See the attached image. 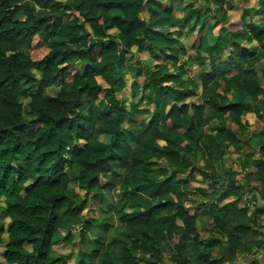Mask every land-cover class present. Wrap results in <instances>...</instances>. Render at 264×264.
<instances>
[{"label":"trees","instance_id":"1","mask_svg":"<svg viewBox=\"0 0 264 264\" xmlns=\"http://www.w3.org/2000/svg\"><path fill=\"white\" fill-rule=\"evenodd\" d=\"M253 1L231 30L240 0H0L7 264H70L59 244L74 246L71 264H232L263 246L264 129L241 119L264 115V0ZM196 174L212 189L205 239L189 211ZM225 243L227 258L212 255Z\"/></svg>","mask_w":264,"mask_h":264},{"label":"crops","instance_id":"2","mask_svg":"<svg viewBox=\"0 0 264 264\" xmlns=\"http://www.w3.org/2000/svg\"><path fill=\"white\" fill-rule=\"evenodd\" d=\"M162 1H166V0H162ZM236 4V3H235ZM236 6H237V4H236ZM252 6V5H251ZM234 8H236V7H234ZM240 10H242V8L243 7H238ZM233 10V9H232ZM232 10H230V11H232ZM229 11V12H230ZM176 13H180V12H176ZM143 15H145L146 17H147V14L144 12L143 13ZM178 15H181V14H178ZM241 15V14H240ZM228 17H229V13H228ZM209 18H211V17H209ZM226 24H224V26H225ZM196 32V30H194L193 32H191L190 34H189V36L191 35V34H193V33H195ZM197 34V33H196ZM186 36H188V35H186ZM185 36V37H186ZM183 39V41L185 40L184 38H182ZM185 43V42H184ZM204 53V55H205V52H202V54ZM262 112H264V110H262ZM261 114V116L259 117V118H257L256 116H255V114L254 113H245L244 114V116H242V121L243 122H246L247 124H248V128H249V130H258V129H264V115H262V113H260ZM229 152H231V151H229ZM231 153H233V152H231ZM234 154V153H233ZM236 155V157H237V154H235ZM258 154L257 153H255L252 157H251V160H253V159H256L258 156H257ZM236 157H235V159H236ZM234 159V161H233V164L232 165H227V163H226V165L227 166H231L232 168H234V169H236L237 167H238V165H237V163H236V160ZM247 168V170L246 171H250V170H255V168L253 167V166H248V167H246ZM245 174V173H244ZM196 176H198L199 177V179H197V177ZM196 176H195V182L197 181V182H199L200 184L199 185H197V186H195V187H199L201 190L200 191H198L197 192V195L198 196H196V202L197 203H190L189 204V211H190V213H194V212H196V213H198V214H200V215H198V218H197V220L199 219V225L197 226L198 227V230H199V226L201 227V226H204V227H208L209 225L207 224V222H203L202 221V219H201V217H206V218H208V216L207 215H205V214H203V210H204V204H205V198H203V196H204V194H206L207 192H212V189H210V188H207V183H208V181H206V180H203L202 179V177L201 176H199V174H196ZM204 184V185H203ZM252 184H255V183H253L252 182ZM229 200H231V196H229V197H227V198H225L222 202H221V204L220 205H222V204H224V203H226V202H228ZM255 202V201H254ZM254 202H250L249 203V210H253V203ZM257 203H260L261 205H264V200H259V201H257ZM208 219H210V218H208ZM259 219H261V218H259ZM262 220V223H261V226L263 227V228H261L259 231L261 232V234L264 236V217L261 219ZM209 224H210V231H211V223H210V221H209ZM211 233V232H210ZM209 235V232L207 233V236ZM206 236V237H207ZM206 237H202L201 236V238L202 239H205ZM264 238V237H263ZM224 240L226 241V238H224ZM1 248V254H2V247H0ZM221 251H222V247L219 249L218 247H215V248H213V249H211V253H212V255H214V256H216L217 254H218V252H220V255H219V258L218 259H220L221 258ZM243 258H241V257H239L238 259H236L232 264H264V244H263V246L260 248V249H253V251L249 254V255H241ZM2 257H3V255H2ZM217 257V256H216ZM225 264H227V263H225Z\"/></svg>","mask_w":264,"mask_h":264},{"label":"rangeland","instance_id":"3","mask_svg":"<svg viewBox=\"0 0 264 264\" xmlns=\"http://www.w3.org/2000/svg\"><path fill=\"white\" fill-rule=\"evenodd\" d=\"M241 1V3L240 4H238L237 6H236V8H233V10L232 11H230L229 12V17H228V20H227V22L225 23L226 25H225V27H227V28H229V29H231V30H235V29H238L239 27H240V14H241V10L238 8L239 6H241V7H251V5H253V3H254V1L253 0H240ZM177 15L178 14H180V13H176ZM141 17L142 18H144V19H146V16L145 15H143V13L141 14ZM263 20H264V17H263ZM209 24L210 25H212V22L209 20ZM215 32H216V30H215ZM197 33V31L195 32V33H193V34H191L190 36L188 35V36H186V37H183L185 40H184V42H185V45L188 47V53L189 54H192L193 53V50H191V49H189V46L190 45H192L193 44V41H195L196 39H197V37H198V35L196 34ZM39 39L37 38V37H35L34 38V40H33V43L35 44L37 41H38ZM37 44V43H36ZM34 47H36V46H34ZM41 51L42 50H39V51H37L35 54H36V57H38V55H40L41 54ZM203 55H204V53H203ZM137 57H139L140 59H145V58H148V55H147V53H145V52H141V53H139L138 55H137ZM182 58H184V57H182ZM263 63H264V60H262V61H259L258 62V64H257V66H258V69H257V73H258V76H259V79H260V83H261V85H262V87L264 88V66H263ZM197 68V63H196V61L193 59V61H192V63H191V66H190V68H188V70H187V74L186 75H190V74H193L195 71V69ZM126 81L127 82H129L130 81V79L129 78H127L126 79ZM119 94V93H118ZM244 116V115H243ZM100 139H103L101 136L99 137ZM225 162L227 163V165H232L233 164V161H234V159H235V157H236V155L235 154H233V153H231V152H229L228 154H226L225 156ZM243 172H240V174L239 175H237V177H239V178H241L242 176H243ZM197 177V179H199V177L198 176H196ZM192 185H194V186H197V185H199L200 183L199 182H192L191 183ZM204 185V184H203ZM76 190V189H75ZM78 192H79V194H80V196H82V194H83V192L82 191H79L78 190ZM106 194H109L108 192H105ZM101 202H102V200H101ZM94 206V209H95V204L93 205ZM93 206L92 207H88L86 210H84L83 212L84 213H86V214H90V213H92L93 211H94V209H93ZM251 210H249V212H250ZM201 219H202V221L203 222H207V224L209 225L208 227H204V226H199V233H200V236H202V237H206L207 236V233L209 232H211L210 231V224H209V221H210V219H208V218H206V217H201ZM199 225V219L197 220V226ZM5 236V235H4ZM176 240V239H175ZM174 240V241H175ZM54 248L56 249V252L57 253H59V252H61V253H65V254H68V262H70V264L71 263H73V256L75 255L74 253H75V248H74V246H72V245H70V244H59V245H56V246H54ZM0 264H7L6 262H5V259L2 257V254H1V248H0Z\"/></svg>","mask_w":264,"mask_h":264},{"label":"water","instance_id":"4","mask_svg":"<svg viewBox=\"0 0 264 264\" xmlns=\"http://www.w3.org/2000/svg\"><path fill=\"white\" fill-rule=\"evenodd\" d=\"M227 256H228V245L225 243L222 246L221 258H227Z\"/></svg>","mask_w":264,"mask_h":264}]
</instances>
